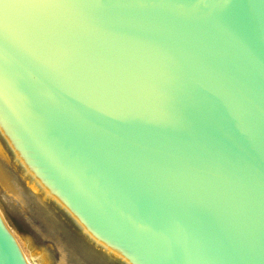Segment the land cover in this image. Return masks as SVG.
<instances>
[{
  "label": "water",
  "instance_id": "water-1",
  "mask_svg": "<svg viewBox=\"0 0 264 264\" xmlns=\"http://www.w3.org/2000/svg\"><path fill=\"white\" fill-rule=\"evenodd\" d=\"M0 155L74 264H264V0H0Z\"/></svg>",
  "mask_w": 264,
  "mask_h": 264
},
{
  "label": "rangeland",
  "instance_id": "rangeland-1",
  "mask_svg": "<svg viewBox=\"0 0 264 264\" xmlns=\"http://www.w3.org/2000/svg\"><path fill=\"white\" fill-rule=\"evenodd\" d=\"M1 166L9 180L11 179L14 183L17 180L20 181L18 179L19 173L14 170L10 171L11 165L8 169L0 164ZM1 187L3 186L0 184V217L6 228L12 230L13 239H15L17 246H20V249L29 256L36 254L39 256L41 252H46L50 256L49 258L47 256V264H69L64 262L62 255L60 256L58 242L54 238L57 235L48 227L34 202L27 201L25 192L18 193L19 198H16L4 187ZM80 254L85 256L87 260L86 254Z\"/></svg>",
  "mask_w": 264,
  "mask_h": 264
},
{
  "label": "bare ground",
  "instance_id": "bare-ground-1",
  "mask_svg": "<svg viewBox=\"0 0 264 264\" xmlns=\"http://www.w3.org/2000/svg\"><path fill=\"white\" fill-rule=\"evenodd\" d=\"M0 164L1 165H3L4 167H6L7 169L9 168V166L11 165V167H12V164H7V162H6V159H5V156L4 155H0ZM10 167V168H11ZM10 171H12V170H10ZM16 174V173H15ZM18 179L20 180V181H16V183H14V182H12V180L10 179L9 180V178H8V176H6L5 175V172H4V170L2 169V166L0 167V184L5 188V190L6 191H8V192H10L12 195H13V197H15L16 196V198H19V194L18 193H26V190H25V187L23 186V182H22V180H21V177H20V175L18 176ZM3 187H1V188H3ZM4 190V189H3ZM3 222V221H2ZM3 225H4V223H3ZM4 227L6 228V226L4 225ZM7 229V228H6ZM53 232V231H52ZM13 236V235H12ZM14 238V237H13ZM54 238L56 239V241L58 242L57 243V245H58V249L60 250V256L62 255V259L64 260V262H67V263H72V264H74L71 260H70V258L68 257V254L65 252V250L63 249V247L60 245V243H59V240H58V237L57 236H54ZM15 240V239H14ZM25 246V245H24ZM51 246V245H50ZM18 248H20V246L18 247ZM21 248H23L22 246H21ZM27 249V248H26ZM26 254V253H25ZM27 255V254H26ZM25 255V256H26ZM37 255V254H36ZM36 255H31V256H29V255H27L26 256V259H27V262L29 263V264H47L48 262H47V254H46V252H41V255H39V256H36ZM60 256H59V258H60ZM79 256H80V258H79ZM50 256H48V258H49ZM77 259H80V261H81V264H90L91 262L89 261H87L86 260V257L85 256H83L82 254H80L79 252H77ZM49 261V260H48ZM61 262V261H60ZM92 264V263H91ZM95 264V263H94Z\"/></svg>",
  "mask_w": 264,
  "mask_h": 264
}]
</instances>
